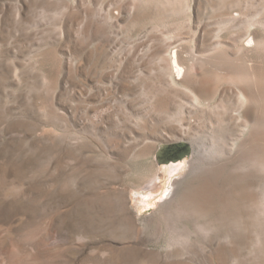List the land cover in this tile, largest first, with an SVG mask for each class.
I'll return each instance as SVG.
<instances>
[{"label":"rangeland","instance_id":"rangeland-1","mask_svg":"<svg viewBox=\"0 0 264 264\" xmlns=\"http://www.w3.org/2000/svg\"><path fill=\"white\" fill-rule=\"evenodd\" d=\"M226 68L264 91V0H0V264H264Z\"/></svg>","mask_w":264,"mask_h":264},{"label":"bare ground","instance_id":"bare-ground-1","mask_svg":"<svg viewBox=\"0 0 264 264\" xmlns=\"http://www.w3.org/2000/svg\"><path fill=\"white\" fill-rule=\"evenodd\" d=\"M241 48V47H240ZM244 49V48H242ZM223 58V57H222ZM225 58V57H224ZM232 58V57H231ZM230 59V58H229ZM227 64V63H226ZM224 64V66L226 65ZM223 66V67H224ZM229 66V65H228ZM177 68L179 71H181V69L179 68V66L177 65ZM230 68V67H228ZM219 70V69H218ZM227 70V71H226ZM230 70V69H229ZM217 71V70H216ZM220 71V70H219ZM220 72V78L224 79V80H231L233 82H229V83H234L239 87L238 90V94H239V105L240 107H244L246 105V109L240 113L238 115V119H237V123L239 126L241 127H248L251 126V138H252V142L253 143H258V147L257 150H255L256 148H254L251 142L250 143H243L241 144L242 146H240L241 148H239L240 150L238 152H242L240 153L241 157H242V162H243V166H248L250 167V165H253L255 167L258 168V170L263 171L264 170V91L261 89L262 85L261 83L263 82H258L259 81V77H257L254 73H252V71H244L242 70H235L234 71H228V69L226 68L224 72V70L221 69ZM196 72V71H195ZM214 73V72H213ZM219 73V72H218ZM217 73V74H218ZM199 74V73H198ZM197 74V76H198ZM262 75V74H261ZM214 78V77H213ZM212 78V79H213ZM219 78V76H218ZM214 80V79H213ZM220 80V79H219ZM194 82H191L190 88L192 89V91L195 93V99L193 102V105H196L197 107H204L206 104H209L210 100L213 98V96L216 94V92L219 90L217 84H211L209 82H204L200 79L193 80ZM196 81V82H195ZM216 82V81H215ZM218 83V82H217ZM199 111V110H198ZM235 125V124H234ZM242 128V129H243ZM236 129V127H235ZM241 129V128H240ZM246 129V128H244ZM243 129V130H244ZM242 130V131H243ZM245 131V130H244ZM221 132V131H220ZM221 136L217 138V140H219L218 142L220 143V141L224 140V136H222V133H220ZM219 134V135H220ZM225 135V134H224ZM226 139V137H225ZM248 139V138H247ZM227 142V141H226ZM223 142L220 143V146L217 148V150H213L210 149L209 151H207V153H210L214 156H216V152L214 153V151H217V154L219 153H223V155H226L227 152L229 151V149L232 148H228L227 147V143ZM217 145V144H215ZM219 145V144H218ZM233 146V145H232ZM257 147V145H255ZM216 149V148H215ZM230 154V153H229ZM221 156V155H220ZM219 156V157H220ZM232 156V155H231ZM226 157V156H225ZM236 157V156H235ZM240 157V158H241ZM216 158V157H215ZM229 160V159H228ZM227 160V161H228ZM240 160V159H239ZM204 161V160H203ZM226 161V162H227ZM231 161V160H230ZM225 162V163H226ZM241 163V162H240ZM194 164V163H193ZM222 164V163H221ZM240 165V164H238ZM222 166V165H221ZM242 166V163L239 167ZM236 168V167H235ZM242 168V167H241ZM219 170V166L214 165V164H210V166L207 168V172L208 171H214L217 172ZM238 170V169H237ZM239 171V170H238ZM264 172V171H263ZM210 173V172H209ZM210 173V174H211ZM213 175V174H211ZM250 176V175H249ZM214 179V178H213ZM208 180V179H207ZM211 180V179H210ZM216 180V179H215ZM214 180V183H215ZM212 181V180H211ZM210 181V183H211ZM208 182V181H207ZM201 186V185H200ZM263 187V186H262ZM208 188V185H207ZM206 188V189H207ZM198 189H200L198 187ZM204 189V188H202ZM201 189V190H202ZM204 189L206 192H208V190ZM221 190V189H220ZM205 192V193H206ZM262 193V192H261ZM264 193V192H263ZM198 194V193H197ZM197 194H192V193H185V196L187 198V201L190 204V207H195L200 205V206H204V203H206V198L205 201L202 200V196H196ZM209 195V194H208ZM207 197V196H206ZM184 198V199H186ZM208 198V197H207ZM263 201H262V206H264V197ZM261 198V199H262ZM204 201V202H203ZM209 202V200L207 201ZM186 202L184 201V204ZM203 203V204H202ZM186 205V204H185ZM188 206V204L186 205ZM225 206V205H224ZM181 207V206H180ZM200 207V208H202ZM199 208V209H200ZM184 209V208H183ZM191 209V208H190ZM264 209V208H263ZM181 210V209H180ZM186 210V208H185ZM260 210V209H259ZM197 211V210H196ZM200 211V210H199ZM260 212V211H259ZM187 213V212H186ZM264 213V212H263ZM190 216V215H189ZM264 218V217H263ZM262 220V219H261ZM264 223V222H263ZM264 225V224H263ZM206 229V228H205Z\"/></svg>","mask_w":264,"mask_h":264},{"label":"water","instance_id":"water-1","mask_svg":"<svg viewBox=\"0 0 264 264\" xmlns=\"http://www.w3.org/2000/svg\"><path fill=\"white\" fill-rule=\"evenodd\" d=\"M192 146L185 141L174 143L171 145H162L158 150V158L161 160L163 157L166 161L171 159L181 158L185 155H190Z\"/></svg>","mask_w":264,"mask_h":264}]
</instances>
